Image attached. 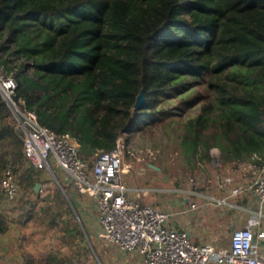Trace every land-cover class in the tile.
Masks as SVG:
<instances>
[{"label":"trees","instance_id":"obj_1","mask_svg":"<svg viewBox=\"0 0 264 264\" xmlns=\"http://www.w3.org/2000/svg\"><path fill=\"white\" fill-rule=\"evenodd\" d=\"M0 68L15 78L20 106L70 133L91 163L151 124L175 135L191 170L215 147L222 166L264 163V0H0ZM10 161L29 219L61 227L59 247L27 264H101L94 252L106 264L80 243L91 235L77 198L49 185L28 202L42 169L28 164L0 90V170ZM8 226L0 216V232Z\"/></svg>","mask_w":264,"mask_h":264},{"label":"built area","instance_id":"obj_2","mask_svg":"<svg viewBox=\"0 0 264 264\" xmlns=\"http://www.w3.org/2000/svg\"><path fill=\"white\" fill-rule=\"evenodd\" d=\"M0 90L22 132L27 160L37 168L52 172L55 163L72 179L79 192L91 195L97 202L101 237L115 244L122 252L137 253L147 264H208L210 261L264 264V257L254 251V232L250 227L235 230L229 247L217 248L210 243H197L185 230L168 224V211L128 195V187L122 180V172L125 171V144L122 138L119 137L112 149L97 152L91 163L80 156V144L70 133L57 134L39 122L34 110L20 106L16 99L17 82L11 73L1 68ZM216 165H220V162ZM14 167L10 161L4 170L0 181V200L6 196L13 201L20 196L21 189ZM217 177L223 183L232 180L222 174ZM254 189L261 203H264V163ZM240 191V187L232 189L233 194ZM191 206L196 208L197 204L192 203ZM260 236L264 237V232Z\"/></svg>","mask_w":264,"mask_h":264},{"label":"crops","instance_id":"obj_3","mask_svg":"<svg viewBox=\"0 0 264 264\" xmlns=\"http://www.w3.org/2000/svg\"><path fill=\"white\" fill-rule=\"evenodd\" d=\"M212 155L213 164L220 162V168L211 185H206L207 182H203L201 185L191 186L187 182L178 187L163 186L158 188L155 186L134 187L125 182L128 187L127 193L155 205L161 202V207H159L169 212L168 224L185 230L190 238L197 243H210L217 248L229 247L232 233L235 230L250 227L254 232V251L264 257V237L260 236V233L264 232V203H261L254 189L255 181L262 172L263 164L254 163L248 159L241 162H230L222 166L220 149L213 148ZM28 164L32 163L28 161ZM41 169L40 190H36L34 186V190L28 191L29 203L35 201L39 192H43L44 182L46 184L50 181L48 179L44 181V171L55 175V170L52 172L49 169ZM218 174L230 177L232 180L223 183V180L217 177ZM3 176L4 171L0 170V181ZM66 178L65 176V185ZM19 185L21 193L16 200L12 201L6 196L0 200V216H3L9 223L8 228L0 232V264H27L29 257L39 258L44 250L52 247L47 244L49 240L44 236L42 226H37L32 219H29L28 212L26 213L28 206L21 202L25 188L23 185ZM234 187H240L241 191L238 194H233ZM152 190H164L166 193L162 195V198L157 194L154 200L148 201L147 198ZM70 192L72 194L71 190ZM79 194L74 195L75 198H79L78 210L81 209L82 202H84ZM94 203L97 207L96 200ZM192 203H196L197 207L193 208ZM125 260L128 264H147L145 259L137 253L126 254ZM208 264L227 263L210 261Z\"/></svg>","mask_w":264,"mask_h":264},{"label":"rangeland","instance_id":"obj_4","mask_svg":"<svg viewBox=\"0 0 264 264\" xmlns=\"http://www.w3.org/2000/svg\"><path fill=\"white\" fill-rule=\"evenodd\" d=\"M120 138L125 144V171L122 172V180L134 187H178L180 184L187 182L191 186H198L203 182H207L206 185H211L215 179L216 172L220 168L219 165L213 164L214 162L211 161L203 163L202 167L199 166L193 170L189 169L182 160L175 135L170 136L160 124H151L139 130L125 132ZM53 168L55 175L44 171L46 176H44V181L50 180L46 184L44 182L45 188L49 185L52 187L58 186L65 193L67 199H70L69 195L73 194L74 196L80 193L73 184L72 179L64 175L63 170L58 168L55 163ZM65 176L67 177L66 185L64 184ZM66 188L69 190V194ZM164 193H166L164 190H152L147 200H154L157 194L162 198ZM79 196L84 202H82L81 209L76 210L75 214L79 221L84 222L83 225L85 224L92 238L87 235L86 240L80 243L91 246L94 244L106 264H128L125 260L127 253L122 252L115 244L101 237L102 226L98 219L99 211L91 195L80 193ZM78 202L77 206L79 208L80 202ZM156 205L161 207V202ZM42 229L44 236L49 240L47 244L52 245L53 248L59 247L62 243L60 238L61 227L54 229L42 227ZM62 249L66 252L70 251L67 245L62 246ZM70 252L73 251L71 250ZM94 253L96 261H99L100 258H98L96 252ZM93 261V257L89 256V260H86L84 264H92Z\"/></svg>","mask_w":264,"mask_h":264},{"label":"water","instance_id":"obj_5","mask_svg":"<svg viewBox=\"0 0 264 264\" xmlns=\"http://www.w3.org/2000/svg\"><path fill=\"white\" fill-rule=\"evenodd\" d=\"M145 98H146V96H145V94H144V91L141 90V92H140V93L138 94V96H137V101H136V103H135V106H136V107L140 106V105L144 102ZM40 186H41V183H40V182H37L36 185H35V189H36V190H39ZM98 258H99V257H98ZM99 261L102 263V261H101L100 259H99ZM102 264H103V263H102Z\"/></svg>","mask_w":264,"mask_h":264}]
</instances>
